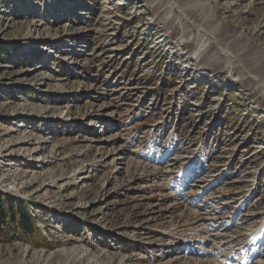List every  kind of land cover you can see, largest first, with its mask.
<instances>
[{
  "label": "rangeland",
  "instance_id": "obj_1",
  "mask_svg": "<svg viewBox=\"0 0 264 264\" xmlns=\"http://www.w3.org/2000/svg\"><path fill=\"white\" fill-rule=\"evenodd\" d=\"M176 2L0 0V264H264V0Z\"/></svg>",
  "mask_w": 264,
  "mask_h": 264
},
{
  "label": "trees",
  "instance_id": "obj_2",
  "mask_svg": "<svg viewBox=\"0 0 264 264\" xmlns=\"http://www.w3.org/2000/svg\"><path fill=\"white\" fill-rule=\"evenodd\" d=\"M0 236L7 241L30 242L36 247L51 248L41 230L26 210L0 193Z\"/></svg>",
  "mask_w": 264,
  "mask_h": 264
},
{
  "label": "bare ground",
  "instance_id": "obj_3",
  "mask_svg": "<svg viewBox=\"0 0 264 264\" xmlns=\"http://www.w3.org/2000/svg\"><path fill=\"white\" fill-rule=\"evenodd\" d=\"M170 1H171V0H170ZM173 1H174L175 4L177 3L176 0H173ZM176 5H177V4H176ZM197 31H198V33L202 34L203 37L207 38L208 40H212V39H214V41H216V39L214 38V34L211 33V32H208L206 29H204V27H202V26H200V25L197 26ZM213 52H214L216 55H218V56L224 58V59L227 61V63L230 64V65H231L233 62H237V63L243 65L242 62H238L239 59L237 60V57H236L234 54L229 53V52L226 51V50L221 49V51H219L218 49H215V48H214ZM239 61H240V60H239ZM242 67H243V66H242ZM247 73L252 74L250 71H248ZM252 75L255 76L254 74H252Z\"/></svg>",
  "mask_w": 264,
  "mask_h": 264
},
{
  "label": "clouds",
  "instance_id": "obj_4",
  "mask_svg": "<svg viewBox=\"0 0 264 264\" xmlns=\"http://www.w3.org/2000/svg\"><path fill=\"white\" fill-rule=\"evenodd\" d=\"M219 75V74H218Z\"/></svg>",
  "mask_w": 264,
  "mask_h": 264
}]
</instances>
